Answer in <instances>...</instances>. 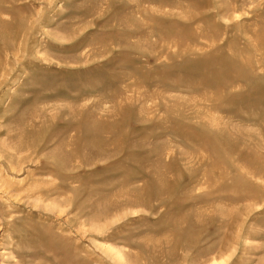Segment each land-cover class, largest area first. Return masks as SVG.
Instances as JSON below:
<instances>
[{
  "label": "rangeland",
  "instance_id": "rangeland-1",
  "mask_svg": "<svg viewBox=\"0 0 264 264\" xmlns=\"http://www.w3.org/2000/svg\"><path fill=\"white\" fill-rule=\"evenodd\" d=\"M213 263L264 264V0H0V264Z\"/></svg>",
  "mask_w": 264,
  "mask_h": 264
},
{
  "label": "bare ground",
  "instance_id": "bare-ground-1",
  "mask_svg": "<svg viewBox=\"0 0 264 264\" xmlns=\"http://www.w3.org/2000/svg\"><path fill=\"white\" fill-rule=\"evenodd\" d=\"M207 63L209 62V61H206ZM200 70V69H199ZM202 70V69H201ZM204 73V72H203ZM206 73V72H205ZM204 73V74H205ZM220 74V73H219ZM215 75H218V74H215ZM205 76H206V74H205ZM221 77H222V75H220ZM224 77H226V76H224ZM214 78V77H213ZM220 79V78H219ZM224 79V78H223ZM227 80V79H226ZM221 81V80H220ZM210 83V82H209ZM222 84V83H221ZM66 158V157H65ZM214 264V263H213Z\"/></svg>",
  "mask_w": 264,
  "mask_h": 264
}]
</instances>
